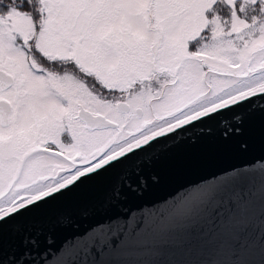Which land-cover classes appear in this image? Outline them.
I'll list each match as a JSON object with an SVG mask.
<instances>
[{"label":"snow or ice","instance_id":"obj_1","mask_svg":"<svg viewBox=\"0 0 264 264\" xmlns=\"http://www.w3.org/2000/svg\"><path fill=\"white\" fill-rule=\"evenodd\" d=\"M257 140L264 0H0V264H264V170L257 186L225 169L138 220L129 206L161 183L127 168L157 146L186 143L196 168ZM116 170L106 228L57 246L78 220L53 206Z\"/></svg>","mask_w":264,"mask_h":264},{"label":"water","instance_id":"obj_2","mask_svg":"<svg viewBox=\"0 0 264 264\" xmlns=\"http://www.w3.org/2000/svg\"><path fill=\"white\" fill-rule=\"evenodd\" d=\"M231 119V117H228ZM213 130L217 128L214 124L211 126ZM205 133L207 129L203 130ZM201 130H194L189 133L188 137L200 135ZM215 131L213 132V135ZM187 140V137L184 138ZM188 145L175 144L170 142L167 145L157 146L151 153L146 154L129 162L127 168H135L138 165H143L145 174L155 172L161 176V183L153 186L144 196L142 200H133L129 202V206L134 209L135 215L132 216L133 220L141 218L142 214H147L154 210V206H163L166 198L170 199L172 194L182 189L185 185H192L199 182L202 186L205 184L213 183L216 179L223 178L222 174L225 169L232 168L233 166L241 167L242 171L249 175V180L259 185L264 170V160L260 157L264 156V150L261 149L259 141L257 140L253 150L243 158H220L213 163L196 168H181L178 161L184 155L185 149ZM153 157L158 159L149 168L147 162ZM121 175V170L112 172L103 182L96 185L89 186L87 189L82 190L80 193L69 197L63 202L53 206L54 212L69 211L76 215L78 226L57 235L56 244L71 245L77 233H83L86 230H91L93 227L99 231L102 227L106 228L107 214L102 210L101 205L105 199L107 190L111 185L118 182ZM85 202L92 203L97 207V211L87 217L80 215L81 205ZM140 205L144 207L141 209ZM127 211V209H125ZM79 242V241H76ZM123 250V249H122ZM129 264H137V262L147 259V257L129 254L121 257Z\"/></svg>","mask_w":264,"mask_h":264}]
</instances>
